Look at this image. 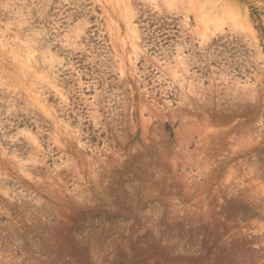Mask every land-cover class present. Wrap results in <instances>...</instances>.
Segmentation results:
<instances>
[{"label":"rangeland","instance_id":"1","mask_svg":"<svg viewBox=\"0 0 264 264\" xmlns=\"http://www.w3.org/2000/svg\"><path fill=\"white\" fill-rule=\"evenodd\" d=\"M0 264H264V0H0Z\"/></svg>","mask_w":264,"mask_h":264}]
</instances>
